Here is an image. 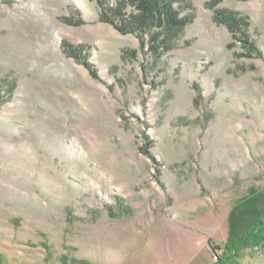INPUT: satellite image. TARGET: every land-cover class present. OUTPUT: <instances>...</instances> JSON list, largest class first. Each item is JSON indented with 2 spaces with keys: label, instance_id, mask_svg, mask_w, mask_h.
I'll list each match as a JSON object with an SVG mask.
<instances>
[{
  "label": "rangeland",
  "instance_id": "374dc122",
  "mask_svg": "<svg viewBox=\"0 0 264 264\" xmlns=\"http://www.w3.org/2000/svg\"><path fill=\"white\" fill-rule=\"evenodd\" d=\"M189 1L157 56L98 0H0V264H264L224 248L264 219V0Z\"/></svg>",
  "mask_w": 264,
  "mask_h": 264
},
{
  "label": "trees",
  "instance_id": "16d2710c",
  "mask_svg": "<svg viewBox=\"0 0 264 264\" xmlns=\"http://www.w3.org/2000/svg\"><path fill=\"white\" fill-rule=\"evenodd\" d=\"M98 1L101 7V21L111 24L123 34H134L143 43L147 38L150 51L157 56L172 49L185 25L194 19L192 4L189 0H116L112 6L104 4L101 0ZM217 1L213 0L209 4L214 6ZM128 7H130L129 10ZM214 19L225 24L232 34L237 31L241 32L244 42V39H248L249 36L244 28L247 22L236 12L228 9H215ZM64 46L63 49L67 51L69 47L70 54L79 59L72 51L75 49L73 46ZM79 47L78 45L77 48ZM82 63L89 73L96 77V70L87 58H83ZM261 209H264V206L259 210ZM123 211L128 213L126 208H123ZM213 248L220 249L221 247L213 246ZM224 248H231L232 256L243 251L264 248V219L260 216L256 217L253 228L231 237L225 243ZM217 258V262L223 261L220 255ZM226 259H229V256Z\"/></svg>",
  "mask_w": 264,
  "mask_h": 264
}]
</instances>
